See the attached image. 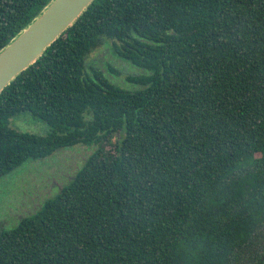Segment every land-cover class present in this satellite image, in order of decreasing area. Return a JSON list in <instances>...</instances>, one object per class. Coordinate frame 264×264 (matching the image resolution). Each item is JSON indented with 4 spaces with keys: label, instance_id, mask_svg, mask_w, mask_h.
<instances>
[{
    "label": "trees",
    "instance_id": "obj_1",
    "mask_svg": "<svg viewBox=\"0 0 264 264\" xmlns=\"http://www.w3.org/2000/svg\"><path fill=\"white\" fill-rule=\"evenodd\" d=\"M51 1L0 0V51ZM105 42L135 89L87 70ZM77 144L0 264H234L264 227V0H93L0 92V177Z\"/></svg>",
    "mask_w": 264,
    "mask_h": 264
},
{
    "label": "rangeland",
    "instance_id": "obj_2",
    "mask_svg": "<svg viewBox=\"0 0 264 264\" xmlns=\"http://www.w3.org/2000/svg\"><path fill=\"white\" fill-rule=\"evenodd\" d=\"M118 85L135 89L137 86L127 81V77L144 72L119 59L111 51V42H105L95 49L87 61ZM11 128L37 135H45L49 128L29 112L11 117ZM109 148V147H108ZM94 147L77 144L56 150L42 159H29L16 169L0 177V228L9 230L17 223L34 214L42 204L55 197L83 166ZM234 264H264V227L255 237L253 244L239 252Z\"/></svg>",
    "mask_w": 264,
    "mask_h": 264
},
{
    "label": "water",
    "instance_id": "obj_3",
    "mask_svg": "<svg viewBox=\"0 0 264 264\" xmlns=\"http://www.w3.org/2000/svg\"><path fill=\"white\" fill-rule=\"evenodd\" d=\"M93 0H52L0 51V92L32 65Z\"/></svg>",
    "mask_w": 264,
    "mask_h": 264
}]
</instances>
